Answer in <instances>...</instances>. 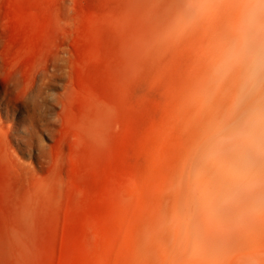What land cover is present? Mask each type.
<instances>
[{
	"label": "rangeland",
	"instance_id": "rangeland-1",
	"mask_svg": "<svg viewBox=\"0 0 264 264\" xmlns=\"http://www.w3.org/2000/svg\"><path fill=\"white\" fill-rule=\"evenodd\" d=\"M249 0H0V264H264V74L215 70Z\"/></svg>",
	"mask_w": 264,
	"mask_h": 264
},
{
	"label": "clouds",
	"instance_id": "clouds-1",
	"mask_svg": "<svg viewBox=\"0 0 264 264\" xmlns=\"http://www.w3.org/2000/svg\"><path fill=\"white\" fill-rule=\"evenodd\" d=\"M233 33L215 76L222 81L234 67L244 68L241 91L234 98V106H238L244 90L264 74V0H249L238 8ZM230 155L238 166L252 168L259 163L264 157V130L258 122L237 124L220 141L216 156Z\"/></svg>",
	"mask_w": 264,
	"mask_h": 264
}]
</instances>
